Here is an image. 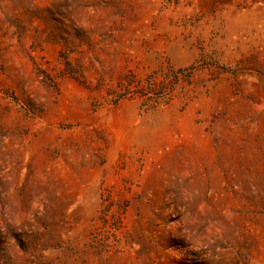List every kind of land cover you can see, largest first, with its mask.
Here are the masks:
<instances>
[{
  "label": "rangeland",
  "instance_id": "obj_1",
  "mask_svg": "<svg viewBox=\"0 0 264 264\" xmlns=\"http://www.w3.org/2000/svg\"><path fill=\"white\" fill-rule=\"evenodd\" d=\"M45 184L0 264H264V0H0V210Z\"/></svg>",
  "mask_w": 264,
  "mask_h": 264
},
{
  "label": "clouds",
  "instance_id": "obj_2",
  "mask_svg": "<svg viewBox=\"0 0 264 264\" xmlns=\"http://www.w3.org/2000/svg\"><path fill=\"white\" fill-rule=\"evenodd\" d=\"M70 3L65 8V14L71 16ZM48 190L46 184L35 194L32 201H25L24 209H2L0 210V242L10 240L12 235L18 239L31 240L36 234L43 232L42 225L47 224L45 208L49 204ZM14 217V218H13ZM177 227L184 231L186 227L196 226V221L192 220L190 224H185L183 218L177 217ZM2 250V245H0Z\"/></svg>",
  "mask_w": 264,
  "mask_h": 264
}]
</instances>
